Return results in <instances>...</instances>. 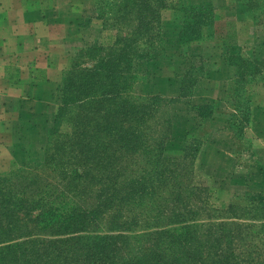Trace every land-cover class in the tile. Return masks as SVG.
<instances>
[{
    "label": "trees",
    "instance_id": "trees-1",
    "mask_svg": "<svg viewBox=\"0 0 264 264\" xmlns=\"http://www.w3.org/2000/svg\"><path fill=\"white\" fill-rule=\"evenodd\" d=\"M167 2L100 1L99 18L119 33L81 51L63 71L53 118L61 128L47 130L40 168L0 175V264H264L235 250L258 237L255 226L198 223L221 218L189 183L200 142L190 140L182 159L165 152L173 134L168 107L189 86L181 83L178 99L134 94L140 50L163 51L161 9L173 8L182 20L183 42L205 35L231 45L210 3ZM232 3L264 24V0ZM81 58L92 64L84 67ZM231 59L242 82L264 62ZM197 109L207 115L210 106Z\"/></svg>",
    "mask_w": 264,
    "mask_h": 264
},
{
    "label": "rangeland",
    "instance_id": "rangeland-1",
    "mask_svg": "<svg viewBox=\"0 0 264 264\" xmlns=\"http://www.w3.org/2000/svg\"><path fill=\"white\" fill-rule=\"evenodd\" d=\"M61 1H64V10L73 1L81 3L87 18V23L81 24V28H68L67 33L73 39L68 45V63L80 56L81 51L108 43L119 33L117 27H110L113 24L111 21L99 18L101 0ZM178 1L168 0L167 4L175 5ZM187 1L194 2L192 4L210 3L218 16L216 25L227 26L223 33L227 37L226 44L231 45L222 46L205 35L197 41L183 42L180 37L182 20L173 15V8L161 9L159 27L163 51L159 46L140 50L141 57L133 63V71L139 77L133 88L134 94L178 99L181 83L184 81L189 86L188 94L168 107L173 134L165 152L168 157L182 159L190 140L200 142L199 153L192 165L194 179L189 183L203 190L205 206L215 210L216 216L221 218L198 223L222 221L255 226L258 237L235 250L241 257L242 253H249L253 259L264 261V62L258 66L259 72L253 78L242 82L236 60L231 59L244 57L264 61V24L255 23L252 14L244 12L232 0ZM103 21L108 27H103ZM81 61L84 67L92 64L89 59L81 58ZM60 90L61 84L56 100L50 104L47 118H39L37 126L40 133L25 135L23 124L27 121L19 124L10 155H1L0 175L17 168H40L47 130L61 128L59 123L53 122L61 105ZM212 91L222 97L198 102L207 101ZM201 105L210 106V110L204 111L207 115H202L197 109ZM239 106L240 109L237 108ZM243 113H246L245 118ZM209 144L222 148L228 157L213 163L210 173L203 166ZM255 149L259 154L255 155ZM226 242L221 241L222 249L226 247Z\"/></svg>",
    "mask_w": 264,
    "mask_h": 264
},
{
    "label": "crops",
    "instance_id": "crops-1",
    "mask_svg": "<svg viewBox=\"0 0 264 264\" xmlns=\"http://www.w3.org/2000/svg\"><path fill=\"white\" fill-rule=\"evenodd\" d=\"M63 6L61 0H0V158L10 155L23 120L25 135L40 133L39 118H47L57 98L73 40L68 28L87 23L81 3ZM221 97L212 91L198 102ZM225 158L222 148L209 144L204 170L210 173L213 163Z\"/></svg>",
    "mask_w": 264,
    "mask_h": 264
}]
</instances>
